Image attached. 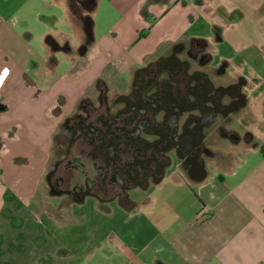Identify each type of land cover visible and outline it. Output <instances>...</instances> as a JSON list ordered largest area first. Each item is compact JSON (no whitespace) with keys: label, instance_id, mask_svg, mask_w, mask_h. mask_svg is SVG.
<instances>
[{"label":"crops","instance_id":"obj_1","mask_svg":"<svg viewBox=\"0 0 264 264\" xmlns=\"http://www.w3.org/2000/svg\"><path fill=\"white\" fill-rule=\"evenodd\" d=\"M73 1L80 11L84 8L85 16L95 15L100 2L89 0L84 6L81 0ZM14 3L0 0V78L5 77L0 88V252L3 243L11 244L12 230L19 229L14 221L20 223L24 211L47 215L52 224L65 218L68 196L50 202L49 197L42 198L40 187L54 137L83 98L89 96L99 105L97 95L90 92L101 82L108 87L110 115L102 125L107 151L123 145L131 152L123 154L124 159H131L137 150L145 152L144 145L154 151L155 143L164 139L173 144L168 152L171 163L158 178L132 190L129 200L100 201L94 196L97 209L116 220L105 241L94 239L92 252L100 256L105 246L106 264H264V69L248 64L240 54L221 57L216 65L217 44L224 37L216 40L213 32L186 35L193 13L188 8L179 18L173 12L186 5L184 0H116L121 16L103 34L91 30L88 48L82 46L85 37L78 32L74 57H63L69 68L60 73L63 55L50 41L54 37L62 42L65 36L59 30L52 33L51 18H58L39 14L47 17V24L39 34L21 36L27 45L23 52L13 38L10 5ZM61 5L65 17L72 19L75 14L68 1ZM192 38L209 42L213 60L208 65L193 63L191 71L211 73L206 89L223 91L222 103L237 100L235 109L213 117L224 131L216 126L199 133L195 129L203 111L190 104L202 102L204 108L214 104L201 94L187 96L184 109L178 108L173 96L167 107L157 100L156 111L147 113L134 92L142 70L170 58L177 44L189 46ZM35 39L41 53L31 49ZM222 60L228 65L214 73ZM43 65L57 72L56 78L45 83L38 74ZM170 86L166 85L169 91ZM93 236L90 231L77 235L76 247ZM10 261L14 262L13 256Z\"/></svg>","mask_w":264,"mask_h":264},{"label":"rangeland","instance_id":"obj_2","mask_svg":"<svg viewBox=\"0 0 264 264\" xmlns=\"http://www.w3.org/2000/svg\"><path fill=\"white\" fill-rule=\"evenodd\" d=\"M61 1L65 3V0H15V3L10 5L11 11L14 10L11 22L13 38L16 39V45L21 51L27 50L26 42L20 41L21 36L27 32L39 34L47 24L45 21L47 17H41L39 14L56 15L58 20L60 18L59 21L53 20L55 16L51 18L52 33L55 34L56 30H59L64 32L65 36L61 40L62 42L58 39L55 40L54 37L50 38V41L53 47L61 50L62 60L64 56L66 58L74 57L75 45H79L76 37L78 32H82L85 37L82 46L88 48L92 40L90 32L94 30L93 33L96 35L103 34L104 30L121 16L120 7L114 5L116 0H100L95 15L90 13L87 16L82 15L84 8L80 11V8L72 0H67L70 9L75 14L72 21L71 18L65 17L64 5H61ZM134 1L130 0V3ZM184 1L186 5L174 9L173 12L179 18L180 15L187 13L188 8L193 13L194 20L191 21L190 28L186 29V35L212 34L214 25H219L222 28L224 40L217 44L218 52L214 59L216 65L219 64L221 57L240 54L246 58L248 64L259 70L264 69V0ZM94 2L95 0L92 1V4ZM89 11L91 12V10ZM174 13L172 14L174 15ZM71 35H73V39ZM32 44L35 48L31 49L34 52L39 50L41 53L42 49L39 48L36 39ZM68 68L69 65L63 60L59 68L60 73L65 69L67 71ZM38 74L44 77L45 83L57 76V72L49 71L44 65ZM90 93L95 94V97L98 94L95 88ZM65 136L66 138H64ZM69 147L70 133L65 126H62L54 137L47 175L56 168L59 161L68 157ZM56 189L51 190L46 177L40 187V195L45 200L49 197L48 201L50 202H60L64 198L63 196L67 197L66 195H57L60 192ZM67 199V205L63 210L65 218L63 217L61 222L55 224L50 222L47 215L38 216L34 213L31 215L25 211L20 214L22 221L20 223L14 221V226L17 225L19 229L12 230L11 244L3 243L0 264H106L104 262L106 256L102 255L106 247L104 246L100 250V256H97L96 251L92 252L94 251L93 242L95 238L105 241L109 229L116 219L101 209H97L96 198L92 195H88L83 202H72L74 198L70 195ZM88 231L96 236H93L92 240L89 239L85 241L86 243H82L78 249L75 237ZM7 240L4 237V242ZM11 256L14 257V262L10 261Z\"/></svg>","mask_w":264,"mask_h":264},{"label":"flooded vegetation","instance_id":"obj_3","mask_svg":"<svg viewBox=\"0 0 264 264\" xmlns=\"http://www.w3.org/2000/svg\"><path fill=\"white\" fill-rule=\"evenodd\" d=\"M81 1L84 6L88 5L89 0ZM72 2L74 3L73 0ZM213 33L216 40L222 39V28L219 25L213 26ZM179 52L181 56L176 57ZM212 60L209 42L204 38H192L189 46H186L185 42L177 44L170 58L160 59L141 71V78L134 91L141 98V107L147 113H154V103L157 105V100L162 102L159 106L167 107L170 96H173L178 100H175L178 108L184 109L183 100L187 96L201 94L214 104L209 108H204L202 102L190 104L203 111V115L197 119L195 129L199 133L205 127L216 126L224 131V126L215 123L213 117L215 114L235 109L237 100L234 99L229 104L222 103L219 98L223 91L208 85L206 89V83L212 78L211 73L190 69L193 63L208 65ZM227 65L228 62L222 60L219 69L213 72L223 71ZM168 83L171 85V91L166 88ZM95 89L98 92L99 105H95L91 97L86 96L79 102L77 112L69 116L62 125L70 133L68 157L56 164V168L46 176L47 181L51 190L57 188L60 195H70L74 199L92 195L100 201L119 199L125 202L129 200L132 190H140L150 179L158 178L171 163L168 152L173 141L164 139L160 144L156 142L159 150L154 151L144 145L145 152L137 150V155L131 159H124L123 154L131 152L123 145L107 151L102 125H106L107 116L110 115L106 102L108 87L99 82ZM230 90L231 88L228 91ZM236 92L237 88H234L233 93L237 94ZM183 139L187 140V136H183Z\"/></svg>","mask_w":264,"mask_h":264},{"label":"built area","instance_id":"obj_4","mask_svg":"<svg viewBox=\"0 0 264 264\" xmlns=\"http://www.w3.org/2000/svg\"><path fill=\"white\" fill-rule=\"evenodd\" d=\"M4 76H2L1 78H0V88L2 87V84H3V81H4ZM0 97H1V90H0ZM204 210H207V209H204ZM202 215H203V212H202Z\"/></svg>","mask_w":264,"mask_h":264}]
</instances>
